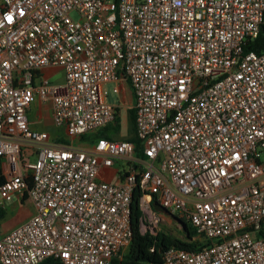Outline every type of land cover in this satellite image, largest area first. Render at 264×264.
Returning <instances> with one entry per match:
<instances>
[{
  "label": "built area",
  "instance_id": "2783aa9c",
  "mask_svg": "<svg viewBox=\"0 0 264 264\" xmlns=\"http://www.w3.org/2000/svg\"><path fill=\"white\" fill-rule=\"evenodd\" d=\"M263 27L264 0H0V208L35 209L0 264H110L136 186L142 232L169 215L206 243L163 264H264V51L245 50ZM108 83L120 105L128 87L140 156L85 139L120 118ZM37 101L66 142L31 127Z\"/></svg>",
  "mask_w": 264,
  "mask_h": 264
},
{
  "label": "trees",
  "instance_id": "16d2710c",
  "mask_svg": "<svg viewBox=\"0 0 264 264\" xmlns=\"http://www.w3.org/2000/svg\"><path fill=\"white\" fill-rule=\"evenodd\" d=\"M245 50H253L255 52L264 51V27L259 31L258 35L247 42ZM128 122L130 125L129 137L127 140L135 144V152L137 155L142 154V145L135 134V110L133 106L127 109ZM120 129V118L118 117L114 125H107L96 134L85 137L88 141H95L100 137L107 139L117 138L116 135ZM62 142L66 140L61 139ZM3 181V176L0 173V182ZM140 196L139 188L136 186L132 193L130 201V228L131 239L126 248V252L120 258H114L110 264H163L162 253L170 246H175L184 250L195 251L206 246V243L198 238L195 228L183 219H180L182 236H176L164 231H157L155 234L150 232H142L140 230L141 211L138 204ZM5 209L0 208V221L4 218ZM38 264H63L57 258H46Z\"/></svg>",
  "mask_w": 264,
  "mask_h": 264
},
{
  "label": "rangeland",
  "instance_id": "374dc122",
  "mask_svg": "<svg viewBox=\"0 0 264 264\" xmlns=\"http://www.w3.org/2000/svg\"><path fill=\"white\" fill-rule=\"evenodd\" d=\"M49 81L52 83H59L63 81V73L62 71H54L52 75L49 77ZM109 94H108V101L114 105H120L118 103V96L111 93L112 83H108L106 85ZM126 96L128 98L125 104H121L119 107V116H120V129L117 133V138L129 137L132 133L130 132V125L128 122V114L127 109L132 106L131 97H129L128 87L126 89ZM42 116H38V108L36 104H32L30 111L28 112V117L30 119L38 120L36 128L38 130H45L49 133L50 137L53 138H64L66 133L63 127L55 126L47 114V107L43 106L42 108ZM35 129V128H34ZM68 138V137H67ZM66 138V139H67ZM80 142V141H79ZM77 140H74L73 143L76 145L79 143ZM33 160L34 157H31ZM122 165L121 162H116L115 165L112 167L113 170L117 169ZM24 207L20 203V200L13 197L11 200L7 201L6 203V212L4 218L0 222V229L7 226L10 220L14 219L17 215L23 213ZM154 231H164L166 233H170L176 236H182L181 226L179 222L169 215H164L163 219L154 227ZM126 249L124 250V253Z\"/></svg>",
  "mask_w": 264,
  "mask_h": 264
},
{
  "label": "crops",
  "instance_id": "0c3cea01",
  "mask_svg": "<svg viewBox=\"0 0 264 264\" xmlns=\"http://www.w3.org/2000/svg\"><path fill=\"white\" fill-rule=\"evenodd\" d=\"M54 71H61V69H54L53 70V69L47 68V69H44L43 74L47 75L49 78L50 75H52L54 73ZM129 97H131L130 93H129ZM127 100H128V98H127ZM131 101H132V97H131ZM35 104L38 108V116L39 117H41L43 114L42 113L43 112L42 111L43 106H46L47 107V114H48V117L50 118L49 104H41L39 101L35 102ZM29 111H30V109H29ZM29 120L31 123V127L38 130V128H36L38 120H34V119H30V118H29ZM64 131H65V129H64ZM66 138H67V135H65L64 138H53V139H56L59 142H62L61 139L67 140ZM111 171H112V169L109 172H111ZM20 203L22 204V207H24L23 213L17 215L14 219L10 220L9 223H7V226L0 229V235L3 234L4 232L10 230L11 228L15 227L16 225L22 223L23 221L27 220L28 218H30L34 214V212H35L34 206L28 198L25 197L23 199V201H21ZM5 212H6V208H5Z\"/></svg>",
  "mask_w": 264,
  "mask_h": 264
},
{
  "label": "water",
  "instance_id": "95a60500",
  "mask_svg": "<svg viewBox=\"0 0 264 264\" xmlns=\"http://www.w3.org/2000/svg\"><path fill=\"white\" fill-rule=\"evenodd\" d=\"M153 206H154V208H155L156 210L161 211V212H163V213H167V210H166L165 208L161 207L160 205L154 203Z\"/></svg>",
  "mask_w": 264,
  "mask_h": 264
}]
</instances>
